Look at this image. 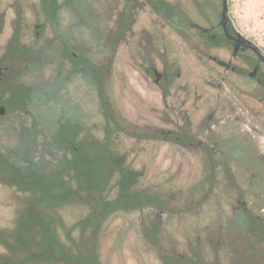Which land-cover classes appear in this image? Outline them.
<instances>
[{
	"label": "flooded vegetation",
	"instance_id": "1",
	"mask_svg": "<svg viewBox=\"0 0 264 264\" xmlns=\"http://www.w3.org/2000/svg\"><path fill=\"white\" fill-rule=\"evenodd\" d=\"M19 1L0 5V119L33 115V127L13 128L0 155L13 197L0 245L31 226L50 245L53 231L91 232V264H264V49L230 0L224 18L222 0H36L30 22ZM37 64L49 81L20 79ZM22 132L49 141L46 173L64 169L32 178L44 192L6 170ZM63 206L79 209L65 219Z\"/></svg>",
	"mask_w": 264,
	"mask_h": 264
},
{
	"label": "rangeland",
	"instance_id": "2",
	"mask_svg": "<svg viewBox=\"0 0 264 264\" xmlns=\"http://www.w3.org/2000/svg\"><path fill=\"white\" fill-rule=\"evenodd\" d=\"M8 0H1L0 5L1 9L6 5ZM20 5L24 10L25 15L29 17L28 22H30V8L32 5L35 3L37 4L36 0H20ZM79 2L81 3L82 0ZM230 11L233 19L236 21L239 29L248 37H250L252 40H254L261 48L264 49V0H230ZM4 46V43L0 44V48ZM39 64L35 65V67L29 68V70L26 71V74H22L20 79L22 80H31L35 82H40V81H49L52 77L49 75V72L45 73L44 71L39 70L38 67ZM56 66V65H55ZM36 68V69H35ZM54 70V69H53ZM36 83V84H37ZM48 83V82H47ZM40 94L42 95V92L45 91V89L40 88ZM24 92L21 90L16 91L14 94L11 104H22L23 103V97H24ZM38 95V93H37ZM43 97V95H42ZM40 98V97H39ZM3 100L0 96V101ZM45 100V99H44ZM6 101V100H5ZM6 103L9 104V100L6 101ZM10 105V104H9ZM9 105L7 106L9 108ZM13 108V107H11ZM14 112V108L12 109ZM11 110V111H12ZM26 110L25 108H22V111ZM39 111V110H37ZM49 112L51 111L50 108H44L41 109L40 112ZM55 111V110H54ZM32 116L33 115H6L4 118L0 119V124L4 125L8 129V132L3 131V128L0 131V155L4 152L6 153V148L5 147H10L15 140L12 139L13 137L10 136L12 133V129L15 128L16 126H26V127H33V121H32ZM60 115H53V117L57 118ZM15 117H18L19 121L16 120ZM35 117L38 119L39 122L43 123L44 125L46 124L47 120L45 121V118H47L46 115H35ZM51 117V119L53 118ZM24 124V125H22ZM44 125H38L36 124L34 128L37 129L36 131L40 134H44L46 131V126ZM26 137L25 143H21V147L18 150V156H19V161H20V166H25L26 162L25 160L29 159H34L33 152L29 151L27 146L25 144L28 143V138L30 140L31 146L33 144H37V155H41L40 158L43 157L45 154L44 151V145L49 144V141H47L44 136L41 138L37 137ZM250 135L247 136V143L251 145L250 141ZM20 139V137H19ZM38 146H39V151H38ZM40 161H37L36 163V168L38 167ZM38 169H44V167L39 166ZM2 170V168H0ZM98 170L93 167L92 165L85 167L83 171V175L85 176H92L94 175ZM103 168H99V172H102ZM7 188L5 187H0V213L2 214L4 211L8 210V206L13 202L12 199V194L7 192ZM15 193V192H14ZM20 197H24L20 195ZM67 206H63L62 209H60V213L64 214L65 219L66 215L71 216V214H76L77 209H79L78 206H70L68 209L65 208ZM3 219L6 220L7 214L5 213L2 214ZM2 217V216H1ZM71 223V219H68V224ZM0 224L3 227H6V225L10 226L11 225L6 221L4 223L0 222ZM11 230V229H10ZM8 230L7 232L4 233V241L6 245H9L10 247L4 248L3 246L0 245V264H78L77 261L81 264H91L92 259H93V248L91 245V241L93 240L92 238V233L88 232L84 239L81 240L78 238V233L77 232H68V231H58L55 232L53 231L52 234H56L57 237L55 238L58 244L64 243V246L60 248V250L57 251L55 256H52L54 258H51L50 252H49V242H47V238L44 236V233L41 232L40 228H32L31 226H21L20 229L17 230V235L16 238L18 241L14 243L12 240L13 233ZM104 238H106V233L105 231L102 232ZM38 234H41L44 236V238L41 240L37 241ZM67 236L70 238V241L68 240ZM0 238H2L0 236ZM73 241V242H72ZM75 241V243H74ZM77 241V243H76ZM52 243V242H51ZM66 245V246H65ZM101 248L100 252L102 256H108L107 254L109 253V248L107 247L106 241H101ZM65 247V248H64ZM20 250H18V249ZM64 248V251H62ZM34 249V250H33ZM67 249V251H65ZM46 251L43 253V257L45 258L46 261L39 260L37 258L36 252H42ZM71 255V259L68 262H64L65 260V255ZM103 258V257H102ZM55 259V260H52ZM79 259V260H77ZM101 264H104L103 260Z\"/></svg>",
	"mask_w": 264,
	"mask_h": 264
},
{
	"label": "trees",
	"instance_id": "3",
	"mask_svg": "<svg viewBox=\"0 0 264 264\" xmlns=\"http://www.w3.org/2000/svg\"><path fill=\"white\" fill-rule=\"evenodd\" d=\"M37 123L38 125H43V123L39 122L37 120ZM29 133V134H28ZM25 132V133H21L20 134V139H19V148L21 147L20 145V142L23 144L25 143V139L26 137H28V135H30L29 137L31 138L32 136L33 137H37L38 135H36V133L38 134V132L36 131L35 134H32L30 132ZM32 134V135H31ZM25 146H27L28 150L31 151V144H30V140L28 138V143L25 144ZM32 158L29 159V160H25L26 162V165L25 166H19V167H12V166H7L6 167V170H8L9 172V176H13L15 179H16V183H17V186L21 189V191H33V190H36L38 191L37 189V186L38 187H41V190L44 192L45 190L42 189L44 184L43 183H40V184H34L32 183V178H37L36 180H39L40 178V181H43L44 180V177L45 176H56V177H59V176H62L64 175V171H61L64 170L63 168H59V169H55V171H51V173H46V163L44 162V157L40 158V163L38 165L41 166V167H44V169H38V167L36 168V163H33L32 162ZM40 236H43L41 234H38V237ZM41 239V237L39 238ZM52 244L49 245V252H50V255H51V258H54L52 256H55V254L57 253L58 250H60V248L58 247V244H56V240H55V236L53 234V237H52V240H51ZM34 250V249H33ZM45 252L46 254V251H42V252H36L37 254V258H39V260L41 259H44L43 257V253ZM59 252V251H58ZM52 260H55V259H52Z\"/></svg>",
	"mask_w": 264,
	"mask_h": 264
},
{
	"label": "water",
	"instance_id": "4",
	"mask_svg": "<svg viewBox=\"0 0 264 264\" xmlns=\"http://www.w3.org/2000/svg\"><path fill=\"white\" fill-rule=\"evenodd\" d=\"M229 10L228 0H222V18H224Z\"/></svg>",
	"mask_w": 264,
	"mask_h": 264
}]
</instances>
